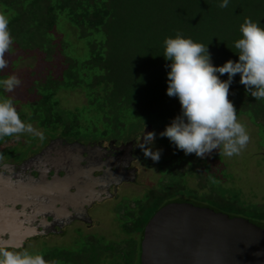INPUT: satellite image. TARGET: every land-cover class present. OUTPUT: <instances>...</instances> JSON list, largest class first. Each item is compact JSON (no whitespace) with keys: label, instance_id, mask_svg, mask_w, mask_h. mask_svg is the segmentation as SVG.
<instances>
[{"label":"trees","instance_id":"16d2710c","mask_svg":"<svg viewBox=\"0 0 264 264\" xmlns=\"http://www.w3.org/2000/svg\"><path fill=\"white\" fill-rule=\"evenodd\" d=\"M222 2L0 0V12L8 15L14 38L6 54L9 65L0 71V79L15 74L22 83L11 93L0 87V98L11 96L21 118L37 130L44 129L47 141L50 135L79 138L86 127L95 130L96 135L92 131L86 136L90 139L119 138L135 122L147 123L157 140L171 150L161 165L170 161L172 166H183L181 178L179 171L173 184L187 188L188 177L200 175L193 168L197 164L210 177L212 186L219 188L231 175L218 171V150L206 158L185 154L160 133L182 112L179 98L167 94L171 61L163 56L165 39L179 33L208 45L212 63L221 66L229 59L239 60L234 44L242 36L240 25L245 18L264 27V0H229L225 8L219 7ZM220 78L227 80L228 74ZM240 80L237 73L229 99L238 118L246 117L256 128L257 143L264 148V100H256ZM79 91L88 102L73 110L64 109L61 103L66 96L58 93ZM86 117L89 119L84 120ZM16 138L0 140V156L13 159L16 152L23 154L21 146L17 147L22 135L9 144ZM196 194H191L195 203L209 202L211 207L232 216L264 223V202ZM164 203L166 200L158 196L147 213L133 217V232L137 234L133 250H124L129 252L122 255L124 264H142L144 227Z\"/></svg>","mask_w":264,"mask_h":264},{"label":"flooded vegetation","instance_id":"af4514ba","mask_svg":"<svg viewBox=\"0 0 264 264\" xmlns=\"http://www.w3.org/2000/svg\"><path fill=\"white\" fill-rule=\"evenodd\" d=\"M144 132H151L150 125L141 127L140 132L126 131L119 138L90 139L82 135L79 138L50 135L51 138L46 143L38 145L36 151H32L28 155L24 152L23 154L16 152L13 159L11 156L0 158V174L13 178V181L20 180L22 175H31V177L37 178L45 171H47L46 175L49 181L54 178L63 179L70 171L68 168H70L71 160L66 154H70L71 157L79 154V158L80 153L84 159L82 161L84 166L94 165L100 169H95L94 179H96L95 176H101L104 173L101 169H107V165L112 167L107 169V177L114 175L119 178L117 180L110 179V184H99L95 183L94 179L90 180L92 185L95 184L91 189L92 185L88 189H83L84 186L81 187V183L79 184V180L85 181V175L79 176L77 184L65 183V181H62L61 185L54 184L52 185L53 192L50 193V200H53L54 203L49 202L47 197L40 196V193H34L31 190L14 195L11 202L0 200V222L3 220L4 209L15 208L16 212L19 211V216L21 215L20 220H24V225H22L29 230L27 232L28 239L25 240L24 245L13 248H27L26 245L31 240L52 236L55 240L51 246H47L50 253L43 254L49 262L54 261L55 264H103L102 260H106L107 254H109V260L115 258L117 264H122V259L125 262L122 255L127 252L124 250H133V237H136V232L133 233V217L147 213L152 200L155 201L159 196L163 200L167 198L168 201L173 202L195 203L196 199L191 194L185 195L184 186L179 187L172 183V179H176L174 177L179 171L181 178L182 171H184L182 164L172 166L171 162L167 161L163 165L158 164L156 171L153 169L154 166H151L148 157H145L143 150L138 146ZM58 141L61 144L54 145V142ZM134 170L136 176L133 180ZM143 171L144 173H142ZM137 172L141 173L136 174ZM151 176H158V179H161L159 187H153L142 198L136 194L133 195V192L129 193V196L123 195L125 187L133 184L136 186L143 180L149 183ZM144 177L145 179H143ZM121 178H125V180ZM0 187H2L1 184ZM192 190L194 196H197L196 192L200 194L197 189ZM102 192L108 193L102 195ZM135 196L137 197L135 198ZM100 197L103 198L99 200ZM126 197L129 199L127 200ZM144 198L150 203L143 202ZM208 198L210 197L208 196ZM111 201L115 203L112 205L113 213L120 218L118 223L124 227L122 235L116 236L117 238L107 236V233L103 231L101 216L98 217L96 214L99 208ZM201 203L208 204L204 201ZM7 228H2L4 232L0 233L1 237H10L11 230L10 227L9 230ZM69 235L80 237L83 243L70 247L59 242L63 238H68ZM118 259L121 260L118 261Z\"/></svg>","mask_w":264,"mask_h":264},{"label":"clouds","instance_id":"9594fccd","mask_svg":"<svg viewBox=\"0 0 264 264\" xmlns=\"http://www.w3.org/2000/svg\"><path fill=\"white\" fill-rule=\"evenodd\" d=\"M228 3L229 0H223L219 7L225 8ZM9 23L8 15L0 12V71L9 65L6 54L14 42ZM240 32L242 36L234 44L239 60L229 59L221 66L212 63L208 45L190 37L177 33L164 41L163 56L171 61L167 94L179 98L182 112L160 136L169 138L185 154L195 153L197 157L206 158L218 150L220 156L232 157L239 155L251 140L246 125L238 119L236 107L229 99V90L234 76L239 73L240 83L246 91L256 100H264V27L251 18H245ZM223 74H228L227 80L220 78ZM20 84L21 79L15 74L0 79V87L8 93ZM22 134H30L40 140L45 138L43 132L21 118L11 96L0 98V140ZM155 139V132H144L138 146L145 157L159 161L161 150L153 151ZM171 202L166 199V204ZM0 264L55 262L47 261L39 252L33 253L27 248L15 249L6 242H0Z\"/></svg>","mask_w":264,"mask_h":264},{"label":"water","instance_id":"95a60500","mask_svg":"<svg viewBox=\"0 0 264 264\" xmlns=\"http://www.w3.org/2000/svg\"><path fill=\"white\" fill-rule=\"evenodd\" d=\"M58 144L61 142H54V145ZM66 155L71 160L68 168L70 171L68 170L69 173L63 179L54 178L49 181L47 171L37 178L22 175L18 181L0 174V197L3 199L0 200L10 201L14 195L31 190L53 202L50 200L52 185H61L62 181L77 184L80 175H85L86 179L79 180V184L84 186L83 189H88L92 185L90 180L93 181L94 172L100 169L94 165L84 166L81 153L79 158V154L72 157L70 154ZM111 168L107 165V169ZM107 169H101L104 173L95 176V183L110 184V179H119L114 175L107 177ZM139 173L141 172L136 174ZM135 176L134 170L133 180ZM105 193L108 192H102V195ZM14 209L3 210L0 233L4 232L2 228H7L8 225L11 235L4 238L0 234V242H6L12 247H22L28 239L29 230L23 226L24 220H20L19 211ZM141 248L142 264H264V223L242 216H232L206 205L171 202L160 208L147 223Z\"/></svg>","mask_w":264,"mask_h":264},{"label":"rangeland","instance_id":"374dc122","mask_svg":"<svg viewBox=\"0 0 264 264\" xmlns=\"http://www.w3.org/2000/svg\"><path fill=\"white\" fill-rule=\"evenodd\" d=\"M22 84V83H21ZM21 84L17 88H21ZM60 93V94H59ZM58 95L66 96L65 98L62 97V107L67 110H73L76 106H80L82 104H86L88 102L87 98L85 97L83 91H79L78 93H68L67 95L59 92ZM89 119L86 117L84 120ZM241 122L244 121L247 130L250 134L251 140L248 143L247 147L242 150L239 155H234L232 157L227 156H220V162H218V171L221 173L230 174L231 176L220 183V187L217 189L216 186H212L210 181V177H207L203 174L201 166H197L194 164L195 172L200 174L197 177H188L186 194H192V189H198V192L202 193L205 196H225V197H235L238 196L241 200L245 202H255V203H263L264 202V148H261L257 143V134L256 128L252 125L251 122L248 121L246 117L238 118ZM33 127L34 124H32ZM143 125V126H138ZM147 123H143L141 121L135 122L133 124V128H129L128 131L140 132L141 127H145ZM39 131L44 132L42 128H38ZM138 130V131H137ZM160 130V128H157ZM93 130L89 128H85L82 132V136H89ZM93 135H96L95 130L93 131ZM125 133V132H124ZM123 133V134H124ZM30 134H22V140L19 146L21 151H24V154L28 155L32 151H36L42 143H46L47 139L44 138L40 140L39 137L29 138ZM156 137H158L156 135ZM21 138V135L17 136L13 142H9V144H13L16 140ZM12 141V140H11ZM163 142V141H162ZM9 145V146H10ZM160 149L161 156L159 161H154L150 157H148V162L151 166H154L153 169L155 171L158 169V164L160 165L162 160L167 156L171 155V150L168 149L163 143H161L157 138L153 144V151ZM152 169V168H151ZM150 169V170H151ZM149 170V172H150ZM205 172V170H204ZM223 178V177H222ZM145 179V177L143 178ZM148 180V179H147ZM161 180V179H160ZM158 176H151V180L148 183L147 181H140L135 186L134 184L131 186L125 187L123 190L124 196H129L130 194L137 195L139 198L144 197L145 193L147 194L149 190L153 187H159L160 181ZM189 183V185H188ZM203 184L204 187H201ZM130 193V194H129ZM185 194V195H186ZM135 196V198L137 197ZM128 200L129 197H126ZM143 202H148L146 198H144ZM154 200L151 201V204ZM138 204H141L138 202ZM112 205H115L114 202H109L103 205L101 208L98 209L96 213L98 217L101 216V220L103 223V231L107 233L108 237L115 238L116 236H121L124 227L121 223H118L120 218L116 217L113 213L114 209ZM207 205H211L209 202ZM117 219V220H116ZM100 220V219H99ZM134 233V232H133ZM117 238V237H116ZM41 239V240H40ZM55 240L52 236L48 238H38L31 240L27 243L26 247L30 252H39L41 254H46L47 252L50 253V250L47 246H51ZM59 242H63V245L75 247L76 245H81L83 241H81L80 237L76 235L68 236V238H63ZM48 249V250H47ZM117 251V250H116ZM122 251V250H121ZM110 255L107 254V259L102 260L103 264H117V259L113 258L109 260ZM104 258V257H103ZM121 259H118L120 261ZM122 264H124V260L122 259Z\"/></svg>","mask_w":264,"mask_h":264}]
</instances>
